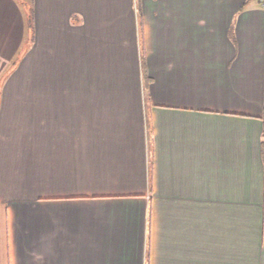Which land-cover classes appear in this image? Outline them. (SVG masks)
I'll use <instances>...</instances> for the list:
<instances>
[{
    "label": "crops",
    "instance_id": "0c3cea01",
    "mask_svg": "<svg viewBox=\"0 0 264 264\" xmlns=\"http://www.w3.org/2000/svg\"><path fill=\"white\" fill-rule=\"evenodd\" d=\"M0 264H264V5L0 0Z\"/></svg>",
    "mask_w": 264,
    "mask_h": 264
},
{
    "label": "trees",
    "instance_id": "16d2710c",
    "mask_svg": "<svg viewBox=\"0 0 264 264\" xmlns=\"http://www.w3.org/2000/svg\"><path fill=\"white\" fill-rule=\"evenodd\" d=\"M25 6H27V22L28 27L31 33L33 32V20H34V13L32 5L29 3V1H24Z\"/></svg>",
    "mask_w": 264,
    "mask_h": 264
},
{
    "label": "built area",
    "instance_id": "2783aa9c",
    "mask_svg": "<svg viewBox=\"0 0 264 264\" xmlns=\"http://www.w3.org/2000/svg\"><path fill=\"white\" fill-rule=\"evenodd\" d=\"M260 2H261V4H263L264 5V0H259Z\"/></svg>",
    "mask_w": 264,
    "mask_h": 264
}]
</instances>
